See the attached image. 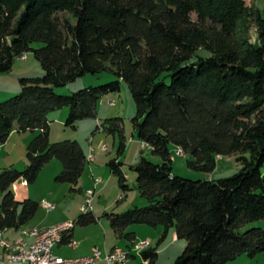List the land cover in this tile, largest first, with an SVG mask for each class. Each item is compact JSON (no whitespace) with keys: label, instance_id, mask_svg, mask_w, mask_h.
<instances>
[{"label":"trees","instance_id":"trees-1","mask_svg":"<svg viewBox=\"0 0 264 264\" xmlns=\"http://www.w3.org/2000/svg\"><path fill=\"white\" fill-rule=\"evenodd\" d=\"M35 43L43 46L33 49ZM29 52L44 75L20 79V94L0 103V146L15 130L39 134L28 146L26 170L0 173V234L26 226L40 206L32 199L18 202L16 183H34L53 159L63 165L60 183L77 187L84 174L88 157L80 143H50L49 114L68 107L66 125L75 129L79 121L97 118L100 100L118 92L123 80L136 104L137 138L163 162L141 158L135 188L149 205L105 213L111 229L133 242L135 235L126 233L131 225L174 227L187 241L176 264H227L264 252V228L240 231L264 221V16L255 4L0 0V74ZM103 72L118 81L71 95L55 93L56 87ZM106 123L109 132L123 137L121 119ZM125 147L121 142L119 152ZM173 147L191 156V168L207 173L216 169L217 157L249 154L250 159L241 156L243 168L230 178L190 180L173 174ZM108 166L128 191L122 163L112 160ZM95 222L90 212L76 224ZM71 239L72 234L64 236L61 243ZM142 257V264H154L157 250L146 248Z\"/></svg>","mask_w":264,"mask_h":264},{"label":"rangeland","instance_id":"rangeland-1","mask_svg":"<svg viewBox=\"0 0 264 264\" xmlns=\"http://www.w3.org/2000/svg\"><path fill=\"white\" fill-rule=\"evenodd\" d=\"M247 1L255 4L264 16V0ZM193 18L196 19V16H193ZM251 35L253 40H255L256 32L254 30ZM42 46V43H35L32 45V48L39 49ZM201 55L205 57L209 56L204 51L201 52ZM43 75V68L36 59L34 52H29L26 57L18 58L10 72L0 74V103L6 102L20 94V79L39 78L43 77ZM115 81H118V78L110 72H103L97 75L88 74L66 86L56 87L55 93L57 95H71L90 87L96 88ZM111 102L114 105H111ZM69 112V108L64 107L49 114L48 118L51 126L50 143L56 144L64 141H76L80 143L88 156L84 174L77 187L60 183L56 178L62 173L63 165L59 160L53 159L43 167L38 179L34 183L26 184L23 182L26 186H22V182L19 181V189L20 187H24V194L39 203L40 206L35 217L26 226L21 228L22 236L10 243L11 247H16L19 240L27 242L24 237L29 235L30 228L35 229L32 226H37L40 223L44 225L55 224L47 227L53 228L57 224L70 222L75 223L74 241L79 245L77 247L71 244H63L60 247H56L58 251L56 253L60 255L59 257H88L94 249L93 246H96L105 255L106 250L110 251L116 247L132 250L130 264H142L144 262L142 257L144 251L136 250L135 245L146 243L145 250L146 248L157 250L158 257L154 264H176L178 257L187 245V241L178 238L174 227L166 229L162 225L157 227L131 225L126 230V233H133L135 235V241L132 243V241L127 240L125 237H119L111 229L108 220L104 216L105 213L121 214L135 207L143 208L148 206V201L142 198L139 191L135 188L137 178L135 167L142 157L155 164L163 162L161 157L153 154L151 149L142 144L137 138L133 124L137 110L128 84L120 80V90L109 93L100 100L97 118L79 121L75 129L66 125ZM112 119L122 120L123 137L119 133L113 134L106 129L108 127L106 121ZM16 125H18V121H16ZM102 126H105V128L99 130L98 128ZM38 134L39 131H27L20 134L17 133L14 136L11 142L7 144L8 146H5L6 148L0 151V173L4 169H15L18 172L26 170L30 164L28 146ZM121 142H124L126 147L120 153ZM102 146L108 147V150L102 151ZM90 149L91 152L89 151ZM90 153L93 154L95 159L93 163H89ZM172 155L173 174L190 180L230 178L243 168L242 162L239 161L241 156L250 159L249 154L217 157L216 169L212 173H207L191 168L188 164L192 160L191 156L183 154L182 151L176 150L174 147L172 148ZM112 160H119L122 163L123 173L128 176L126 184L130 189L126 192L120 188L118 177L111 173L108 164ZM261 171L264 173V165ZM94 178L100 180L97 186H95ZM94 189H96V196L93 201L94 211L92 210V214L97 222L85 228L76 224V222L84 215L80 208L85 203L86 192ZM15 193L18 194V191ZM2 200L3 193L0 190V204ZM44 201L54 204L55 209L52 212H48L42 205ZM251 228H264V221L247 224L240 231L245 232ZM26 229H28V232L25 231ZM16 233L15 229H8L5 231L3 237L7 238L8 234ZM31 243H27V245ZM0 250L2 251V249ZM3 252H0V255L3 254L1 255L2 260H0V264H8L6 256L9 254V251L8 253ZM243 259H246V261L249 259L248 262L252 261L250 264H264V252L251 259L247 254H244V256H240L235 261L227 264H249ZM99 264L105 263L100 262Z\"/></svg>","mask_w":264,"mask_h":264},{"label":"built area","instance_id":"built-area-1","mask_svg":"<svg viewBox=\"0 0 264 264\" xmlns=\"http://www.w3.org/2000/svg\"><path fill=\"white\" fill-rule=\"evenodd\" d=\"M111 105H114L111 102ZM108 147L102 146V151H107ZM93 152V150H92ZM94 156L92 153L89 155V163H93ZM95 186L99 184L100 180L94 179ZM23 186V181L21 183ZM13 187H17L19 190L18 183ZM96 195V189L88 190L85 194V203L81 206V211L84 214H88L93 210V199ZM43 207L52 212L55 209V205L49 202L44 201L42 203ZM75 228V223L64 222L57 224L56 227L50 228V236L48 239H41V246H27V242L19 240V247H1L2 251L8 253V251H15V261H21V259H31L37 264H99L104 262L105 264H128L130 260V252L121 248H115L110 252H107L105 255L98 248H94L92 254L88 257H78V258H64L61 257V260H54V248L59 245L64 236H69L72 234L73 229ZM37 231H40V228H37ZM33 238V234H32ZM3 240L0 237V242ZM145 244L135 245V247H141V251L144 250ZM71 245L77 246L75 242H71ZM7 261V262H15Z\"/></svg>","mask_w":264,"mask_h":264},{"label":"crops","instance_id":"crops-1","mask_svg":"<svg viewBox=\"0 0 264 264\" xmlns=\"http://www.w3.org/2000/svg\"><path fill=\"white\" fill-rule=\"evenodd\" d=\"M15 127L17 128V125H15ZM17 133H19L17 130H15L14 132H13V134L11 135V137L9 138V140L7 141V143H6V145H1L0 146V151H2L4 148H6L5 146H8L7 144H9L10 142H11V140L14 138V136L17 134ZM20 134V133H19ZM91 149H93V147H91ZM91 149L89 150L90 152H91ZM94 150V149H93ZM85 151V150H84ZM86 154V153H85ZM86 156H87V154H86ZM88 157V156H87ZM94 161H95V159H94ZM126 177L128 178V176L126 175ZM95 179V178H94ZM95 182V181H94ZM98 185V184H97ZM96 185V186H97ZM23 186H26L25 185V183H23ZM23 188L24 187H20V189L18 190V194H16L15 193V196H16V200L18 201V202H23V201H25V200H27V199H30L29 198V196L28 195H25L24 193V190H23ZM23 195V196H22ZM96 196V195H95ZM26 197V198H25ZM95 198V197H94ZM93 201H94V199H93ZM93 205V204H92ZM81 209V208H80ZM93 211H94V208H93ZM93 224H96V222L95 223H93ZM52 225H55V224H51V225H44V224H42V223H40L39 225H37V226H32V227H34L35 229L36 228H40V229H47V227H50V226H52ZM92 224H90V225H88V226H82V225H80V226H82V227H89V226H91ZM31 227V226H30ZM31 229V228H30ZM75 230H76V227L73 229V232H72V239H71V241H73V242H75L74 241V235H75ZM6 231V230H5ZM5 231L4 232H2L1 234H0V237L3 239L2 241L3 242H5V243H11V242H13L15 239H17V238H20L22 235H21V228L19 229V230H16V234H8L7 235V238H4L3 236H4V233H5ZM25 231H28V229H26ZM24 231V232H25ZM25 234V233H24ZM27 235V234H26ZM24 239L27 241V243H31V241H33V239H32V237H30L29 235H27V237H24ZM135 241V240H134ZM133 241V242H134ZM18 242V241H17ZM132 242V243H133ZM63 244H65V243H60L59 245H57L56 247H60L61 245H63ZM78 245L79 244H77V247H78ZM56 247L54 248V252H55V254L57 255V256H60V255H58L57 253H56ZM94 248H97L96 246H93ZM116 248V247H115ZM115 248H113V249H115ZM0 249H1V247H0ZM113 249H111L110 251H112ZM110 251H108V250H106V253L107 252H110ZM127 251H131V250H127ZM134 251V250H133ZM144 251V250H143ZM0 252L2 253L3 251H1L0 250ZM58 252V251H57ZM105 253V254H106ZM131 253H132V251L130 252V255H131ZM92 254V253H91ZM90 254V255H91ZM242 256H244V255H242ZM63 257V256H62ZM73 258V257H72ZM78 258V257H77ZM131 258V257H130ZM251 259V258H250ZM244 261H246V259H243ZM248 261H249V259H247ZM248 261H246V263H252V261L251 262H248ZM128 264H130V260H129V263Z\"/></svg>","mask_w":264,"mask_h":264},{"label":"bare ground","instance_id":"bare-ground-1","mask_svg":"<svg viewBox=\"0 0 264 264\" xmlns=\"http://www.w3.org/2000/svg\"><path fill=\"white\" fill-rule=\"evenodd\" d=\"M14 191L15 192L18 191V188L14 187ZM91 212H92V210H91ZM28 234H29L30 237H32V234H33V238H32L33 242L30 245H27V246H41V239H48L49 238V236H50V228L40 229V231H37V229H30ZM16 244H17V242H16ZM146 246L147 245H145V247ZM0 247H8V244L1 240ZM10 247H11V244H10ZM16 247H19V243L17 244ZM136 250H141V247H136ZM3 253H5V252H3ZM1 255H3V254H1ZM1 255H0V260H2V256ZM6 260L7 261H15V251H9V254L6 256ZM54 260H61V257L57 256L54 253ZM23 263H26V264H37L35 261H31V259H21V261L8 262V264H23Z\"/></svg>","mask_w":264,"mask_h":264}]
</instances>
